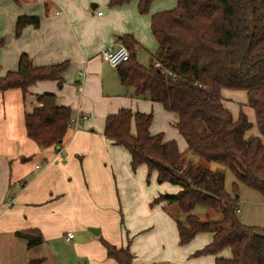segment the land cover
Masks as SVG:
<instances>
[{
	"label": "crops",
	"instance_id": "1",
	"mask_svg": "<svg viewBox=\"0 0 264 264\" xmlns=\"http://www.w3.org/2000/svg\"><path fill=\"white\" fill-rule=\"evenodd\" d=\"M110 2L0 0V78L18 70L23 54L38 67L70 64L63 84L39 81L27 97L20 89L0 92V264L34 259L44 264H119L108 255L105 242L129 249L132 264H159L168 250L174 264H215L218 258H230L231 250L193 256L212 242V235L181 245L177 221L168 211L171 205L154 204L180 187L159 183L156 172L149 178L147 165L134 169L129 150L105 135L108 116L123 108L150 114L164 106L123 85L118 70L101 53L130 35L137 61L143 55L151 60L159 50L152 15L175 8L178 0H156L148 14L140 13L139 0L117 7ZM22 16H38L40 25H29L17 36ZM80 71L86 74L83 81ZM45 93L57 95L58 104L70 107L73 117L89 118L79 129L68 130L60 149H42L27 133L25 116ZM150 130L161 133L152 126ZM31 229L42 233L40 247L29 249L28 241L17 236Z\"/></svg>",
	"mask_w": 264,
	"mask_h": 264
},
{
	"label": "trees",
	"instance_id": "2",
	"mask_svg": "<svg viewBox=\"0 0 264 264\" xmlns=\"http://www.w3.org/2000/svg\"><path fill=\"white\" fill-rule=\"evenodd\" d=\"M130 1L111 0L110 5ZM154 1L139 0L140 13H150ZM29 25L39 27L40 18L19 17L16 35ZM151 28L159 50L149 66L137 61L134 38L120 37L131 54L130 60L117 68L122 84L177 113V128L189 152L209 162H223L238 182L264 197V0H178L175 8L152 15ZM69 65L38 67L23 54L18 70L0 78V92L20 89L27 97L30 87L39 81L63 84ZM224 89L247 93L255 122L243 110L234 116L225 103ZM72 118V109L59 105L57 95H39L38 106L25 116L28 136L42 149H60ZM153 121V114L123 108L108 116L105 135L129 150L134 169L147 165L149 178L156 172L159 183L180 187L178 193L163 194L154 202L177 205L187 215L185 221L177 220L180 244H189L200 233H213L212 242L195 257L219 255L230 248L232 258H218L215 264H264V228L241 221L238 183L229 193L224 173L187 158L177 142L166 141L163 133L153 135ZM198 121L205 126L203 134ZM255 124L259 133L246 138ZM200 206L221 211L222 219L214 221L208 215V220H203L193 214ZM17 236L28 241L29 249L44 243L37 229L17 232ZM105 245L108 255L119 264H132L129 249ZM29 264H44V260L34 259Z\"/></svg>",
	"mask_w": 264,
	"mask_h": 264
},
{
	"label": "rangeland",
	"instance_id": "3",
	"mask_svg": "<svg viewBox=\"0 0 264 264\" xmlns=\"http://www.w3.org/2000/svg\"><path fill=\"white\" fill-rule=\"evenodd\" d=\"M141 61L143 65L149 66L151 60H149L148 57L146 58V56L143 55V59ZM223 95L227 107L233 112L234 115H239L240 111L243 110L249 116V119L252 122H255V112L249 104L247 93L245 91L224 89ZM150 111V114H153L155 119L152 128H154L156 131L158 130L159 132L163 133L166 137L171 138V140L176 141L180 151L182 152V154L186 155L187 158H193L197 163H201L204 167L209 168L214 172L224 173L226 176V190L229 193H233V184L235 182L238 183L240 198V212L238 213V215L241 221L249 226L264 228L263 195L259 191L249 187L248 185L238 182L234 172L223 162H209L204 158L198 157L195 154L189 152L186 139L177 128L176 114L167 111L166 109H164V107H162V109L157 110V112L155 109H151ZM197 128L201 134L205 132V126L200 121L197 122ZM258 133V128L255 124L254 127L247 132L246 138H249L253 135H257ZM32 162L33 161H29V163ZM168 211L171 213V215L176 221H185L187 215L181 212L177 205H171L168 208ZM192 213L198 215L203 220H208V215H210L211 220L214 221L222 219L221 211H215L202 206L197 207ZM224 226H229V222L225 223ZM211 235L214 236L213 233H200L199 235H197V239L195 238L194 242L198 240V242H201L204 238H206V236L211 237ZM225 250L231 249L227 248ZM225 250L222 252H226ZM223 254L222 256L224 257ZM171 256V252L168 250L167 255L166 253L164 254L163 261L159 264H167L169 262V259L171 260ZM230 258H232V250Z\"/></svg>",
	"mask_w": 264,
	"mask_h": 264
},
{
	"label": "built area",
	"instance_id": "4",
	"mask_svg": "<svg viewBox=\"0 0 264 264\" xmlns=\"http://www.w3.org/2000/svg\"><path fill=\"white\" fill-rule=\"evenodd\" d=\"M28 2H45L46 0H27ZM60 13V12H59ZM98 16H103V12H99ZM130 51L127 47V45L123 42L118 43L116 45H111L108 48H106L101 53V58L104 62L108 63L112 68L117 69L122 63L130 60ZM80 81H83L85 79V72L80 71L79 74ZM80 91L83 90V87L81 84H79ZM88 116L79 114L72 118L69 128L70 129H79L81 126V123L85 120H88ZM74 239V234L70 233L68 234V240ZM168 264H174L172 262H169Z\"/></svg>",
	"mask_w": 264,
	"mask_h": 264
}]
</instances>
